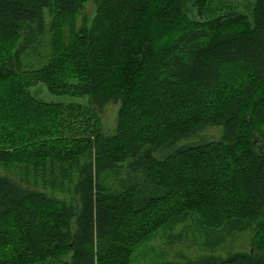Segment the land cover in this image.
I'll use <instances>...</instances> for the list:
<instances>
[{
    "label": "trees",
    "instance_id": "obj_1",
    "mask_svg": "<svg viewBox=\"0 0 264 264\" xmlns=\"http://www.w3.org/2000/svg\"><path fill=\"white\" fill-rule=\"evenodd\" d=\"M188 219L211 250L254 232L165 264H264V0H0V264H132Z\"/></svg>",
    "mask_w": 264,
    "mask_h": 264
},
{
    "label": "rangeland",
    "instance_id": "obj_2",
    "mask_svg": "<svg viewBox=\"0 0 264 264\" xmlns=\"http://www.w3.org/2000/svg\"><path fill=\"white\" fill-rule=\"evenodd\" d=\"M189 2L191 3V1ZM190 3L188 8L191 12H194ZM252 4L253 0H233L235 10L246 15L250 14ZM94 10L95 7L91 3L85 5L84 12L89 20L93 18ZM194 16L191 15V17ZM46 38L47 36L43 39V47L39 51L45 54L47 52L45 45H48ZM31 94L36 99L47 103H70L77 101L67 96L50 94L43 85L31 89ZM118 109L119 104L109 102L106 103L100 111H97V116L104 132L111 131L115 128ZM220 133L221 128L218 126H205L190 135L186 140L177 142L175 145L216 140L220 137ZM167 153L169 152L160 151L157 152L156 155L162 157ZM253 232L254 225L248 226L232 236L226 235L223 243L219 244L216 249L211 250L203 246V240L206 236L204 229L199 228L193 219H188L185 222L177 224L173 228L161 229L154 237L135 246L132 254V264H165L173 262V260L183 262L188 258L199 255L224 257L231 252L247 250ZM208 247L210 248V246Z\"/></svg>",
    "mask_w": 264,
    "mask_h": 264
}]
</instances>
